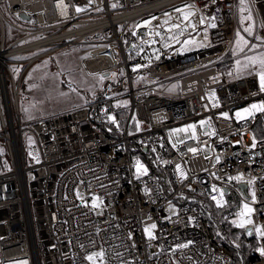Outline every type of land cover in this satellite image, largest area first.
Here are the masks:
<instances>
[{
	"label": "built area",
	"instance_id": "1",
	"mask_svg": "<svg viewBox=\"0 0 264 264\" xmlns=\"http://www.w3.org/2000/svg\"><path fill=\"white\" fill-rule=\"evenodd\" d=\"M73 5L85 10L77 14ZM245 5L264 37V0H0V141L11 166L0 170V264H236L203 208L177 198L201 191L225 208L231 192L236 215L249 219L243 205L252 204L254 231L264 227V112L243 113L264 93L257 75L230 77L221 67ZM189 9V18L176 16ZM135 20L151 22L132 30ZM192 35L203 47L188 52ZM75 43H92L82 61L88 74L113 80L101 98L112 133L94 123L92 103L21 119L26 70ZM12 65L21 68L17 76ZM191 119L197 135L174 145L169 128ZM24 132L36 139L33 162ZM95 195L99 211L87 203ZM257 237L249 264H264ZM100 251L103 257L86 259Z\"/></svg>",
	"mask_w": 264,
	"mask_h": 264
},
{
	"label": "rangeland",
	"instance_id": "2",
	"mask_svg": "<svg viewBox=\"0 0 264 264\" xmlns=\"http://www.w3.org/2000/svg\"><path fill=\"white\" fill-rule=\"evenodd\" d=\"M242 7H245L243 12L241 11ZM241 8L239 9V22L236 33L239 30L241 35L249 42V44L244 47V53H240L236 44L237 36L235 35L231 47L224 57V60L226 59L227 61L225 69L228 75L231 73V75H229L230 77H240L247 74L246 70H238L236 65L237 59H240L243 63L245 54L253 56L259 55L260 52H264V46H259L261 41L256 39V37H264H261L256 31V20L252 10L247 5L241 6ZM249 12L251 13L252 19H245L243 23H241V17H247ZM188 13H191L192 15L193 9H189L181 13L180 16L178 14L176 16L179 17V19L185 20L184 16ZM191 15H188L187 18H189ZM145 21L146 20L132 21L130 23V29L134 30L135 26H138ZM196 23L197 17H191L190 25L194 27ZM249 24L252 25V35H248L243 31V29ZM186 41L187 43H185L184 46L188 52L203 47V42L195 39L193 35L187 38ZM91 44L92 43L69 44L64 49L52 52L49 54V56H45L29 66L24 74L20 89V107L22 109L21 119L24 122L28 123L38 119L41 116L50 115L72 108L75 105H79L80 102L82 103L86 101V95L92 96V94L94 95L95 92L101 90L103 84H106L107 82L97 79L96 75L88 74L82 67L83 58L88 53ZM252 44L258 45V47L249 50ZM12 68L13 71L17 70L14 71L15 75L17 76L21 68L15 65H12ZM119 74H121V71ZM72 89H75V91ZM168 133L170 141L174 145H177L183 139L195 137L197 135V120L191 119L179 122L170 127ZM24 140L29 160L31 162L37 160L38 149L36 147V139L34 135L30 132H24ZM205 153L206 155L211 153L210 146L205 147ZM0 164L4 166L3 170H8L11 168L7 161V156H5V153L1 149ZM250 188L252 189V186ZM76 190L77 194H79V197L84 196L81 185L78 186ZM94 197L98 199L94 200ZM250 201L253 202V199ZM87 203L92 207L95 204L96 207L93 208L99 211L102 207L103 201L98 195H95L90 198ZM245 204H248V206L253 209L252 204L247 202L244 203V205ZM250 216L249 218L251 219ZM242 221L246 220L241 216L236 217V222L238 224H240ZM249 225H252V223L246 224V226ZM147 229H150L152 235L153 229H151V226H148ZM146 233L148 236H150L148 232Z\"/></svg>",
	"mask_w": 264,
	"mask_h": 264
},
{
	"label": "trees",
	"instance_id": "3",
	"mask_svg": "<svg viewBox=\"0 0 264 264\" xmlns=\"http://www.w3.org/2000/svg\"><path fill=\"white\" fill-rule=\"evenodd\" d=\"M131 33V31L127 32V45L131 42ZM226 65L227 61L225 59L224 61H222L221 67L225 68ZM106 82L107 83L103 84V87L100 91L95 92L94 95L92 94V96L86 95V101L82 103L80 102V104L78 102L79 105H75L74 107L92 103L90 110L92 120L106 132L112 133L110 126L102 116L105 102H101V98L104 96V91L106 90L108 85L113 82V80H107ZM106 103L111 104L112 102ZM0 149L5 153L8 161L6 146L4 145L2 140L0 141ZM0 168L1 170H3L4 166L0 164ZM166 177V175H161L162 180L167 183L168 179ZM229 195L232 198V202L225 208L216 207L213 202L201 191L189 192L187 194V197L177 198V202H197L203 208L206 219L212 226L215 234L221 239L224 244L233 248L237 260L236 264H249L252 259V251L258 246V237L257 235H249L247 233V226L242 228L237 222L233 223V221H236L237 217L235 208L238 207V201L236 200V197L233 195V193L230 192Z\"/></svg>",
	"mask_w": 264,
	"mask_h": 264
},
{
	"label": "snow or ice",
	"instance_id": "4",
	"mask_svg": "<svg viewBox=\"0 0 264 264\" xmlns=\"http://www.w3.org/2000/svg\"><path fill=\"white\" fill-rule=\"evenodd\" d=\"M60 2H63V0H60ZM92 0H89V3H91ZM240 4L241 5H244L245 4V0H240ZM67 7V6H65ZM74 9H75V12L77 14L81 13L82 11H84L85 9L82 8L81 6L79 5H73ZM113 7H116V5L114 4ZM186 7H190V6H186ZM245 10V7H242L241 8V11L243 12ZM177 12H180L181 9H176ZM165 15H168L167 13ZM188 15H191V13H188L187 15L184 16V19H187ZM152 19H155V17H153ZM212 19H215V17H213ZM247 19V20H251L252 19V16H251V13L249 12L248 16L247 17H241V23H243V21ZM203 20L204 18L201 17V23H203ZM151 21H145V24H149ZM165 23H167V21H165ZM174 27H179V25H174ZM243 31L245 33H247L248 35H252V25L249 24L247 27H245L243 29ZM135 34V33H134ZM157 35H160V33H157ZM236 36H237V40H236V44H237V48H238V51L240 53H244V47L247 46L249 44V42L241 35L240 31L238 30L237 33H236ZM168 39H172V37H168ZM256 39L260 40L261 41V44L259 46H264V38H260V37H256ZM187 43V41L185 42ZM168 45L165 44V47H167ZM135 47V45L133 46ZM258 45H255V44H252L249 48V50H252V49H255L257 48ZM159 57L157 56V59ZM236 65H237V68L238 70H246L247 71V74L248 75H257L258 76V79H259V90L261 93H264V52H260L259 55H253V56H249L247 54L244 55V60H243V63L241 62L240 59H237L236 60ZM140 67L139 65L134 67L133 68V71H136L137 68ZM14 71H17V70H14ZM121 74H123L121 72ZM97 79L99 80H104L105 78H107L106 74H95ZM229 75H231V73H229ZM111 76L112 77H115L116 76V73H111ZM73 91H75V89H72ZM27 111V110H26ZM256 111H259V112H264V101H260L258 103H253L249 106V108H245L243 109V113L247 114V115H252L254 114V112ZM225 118H227V113H223L222 114ZM236 117L238 119L240 118H243L242 116V113L241 112H237L236 113ZM109 119L115 123V120L113 117H109ZM201 123H204V122H201ZM190 127H194V126H190ZM252 147H255V139L253 140V144H252ZM193 152H195V149L191 150ZM143 166L139 164V162H137V172L139 173L141 168ZM177 168L179 169V165L177 166ZM144 171L146 172L147 169H144ZM232 179H241L240 177H235V178H232ZM250 183V182H249ZM212 191L213 192H218L220 190H218L216 188L215 185L212 186ZM79 195V194H78ZM222 197H223V193H221V200H217L216 203H217V206H221L222 205ZM253 199H255V195L253 193ZM82 199V197H81ZM94 200L98 199L96 197L93 198ZM93 207H96V205L94 204ZM244 208L246 209L247 211V214L250 216L251 212L253 211V209H251L248 204H245L244 205ZM246 213L242 212V213H238V216H244ZM233 223H236V221H233ZM252 221L251 219H247L246 221H242L239 226L240 227H245L246 224H251ZM156 227L155 224L151 225V229H154ZM146 232L149 233V235L151 236V231L150 229H145ZM255 231H256V234L257 236L259 237H262L264 238V227H255ZM178 248H184V247H187V245H178L177 246ZM257 251L262 255L264 256V247H260L257 249ZM104 253L103 251H100V252H96V253H92L90 255H88L86 257L87 260L89 261H92L94 257H103Z\"/></svg>",
	"mask_w": 264,
	"mask_h": 264
},
{
	"label": "water",
	"instance_id": "5",
	"mask_svg": "<svg viewBox=\"0 0 264 264\" xmlns=\"http://www.w3.org/2000/svg\"><path fill=\"white\" fill-rule=\"evenodd\" d=\"M21 15H22V16H26L25 13H22ZM26 17H27V16H26ZM239 185H240V187H241V188H242L247 194H249V193H248V188H247V183L242 182V183H240ZM226 191H228V188H226ZM247 233H248L249 235H252V236L255 235V231H254V227H253V225H249V226H247Z\"/></svg>",
	"mask_w": 264,
	"mask_h": 264
}]
</instances>
